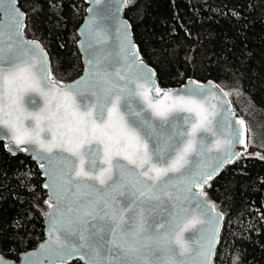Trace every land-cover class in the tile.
<instances>
[{"label": "snow or ice", "instance_id": "obj_1", "mask_svg": "<svg viewBox=\"0 0 264 264\" xmlns=\"http://www.w3.org/2000/svg\"><path fill=\"white\" fill-rule=\"evenodd\" d=\"M15 4L0 0L12 17L7 32L0 30V139L8 137L9 150L36 145L50 154L51 184L45 187H52L56 203L49 214V264H64L81 248L88 249L87 264H213L222 216L204 204L212 213L205 219V212L188 210L189 201L205 196L204 185L238 155L230 149L233 141L245 144L244 120L236 121L231 139L215 142L217 151L225 146L223 159L195 163L191 158L203 155L197 133L211 131L218 115L203 86L187 94L162 91L127 28L122 51L142 75L110 71L108 58L93 54L89 78L62 85L40 45L23 40V14ZM177 120L183 121L179 127ZM69 160L71 167H64ZM205 224L211 225L207 231ZM192 231L202 234L186 239ZM0 264L15 262L0 255Z\"/></svg>", "mask_w": 264, "mask_h": 264}, {"label": "trees", "instance_id": "obj_2", "mask_svg": "<svg viewBox=\"0 0 264 264\" xmlns=\"http://www.w3.org/2000/svg\"><path fill=\"white\" fill-rule=\"evenodd\" d=\"M19 3L27 13L26 33L50 54L54 78L78 77L83 64L77 30L85 1ZM124 15L161 86L190 77L215 80L245 121L250 153L203 191L225 213L215 263L264 264V0H129ZM47 209L36 162L11 155L0 142V252L18 258L37 246L45 236Z\"/></svg>", "mask_w": 264, "mask_h": 264}, {"label": "water", "instance_id": "obj_3", "mask_svg": "<svg viewBox=\"0 0 264 264\" xmlns=\"http://www.w3.org/2000/svg\"><path fill=\"white\" fill-rule=\"evenodd\" d=\"M86 3V13L85 16L80 23L77 34L79 37L77 46L79 53L81 55L83 70L81 74L73 80L63 81L60 79L54 78L52 72V64L51 57L44 46V44L38 38H34L29 36L26 33L27 27V13L21 7L19 0H16L15 7L19 9V12L23 14V24L24 27L21 30V35L24 41L28 42H36L40 45L43 51L47 54L46 60L51 69L52 77L62 85L72 84L73 82L80 80L82 77L87 80L89 78V59L92 58L93 54H97L99 56H106L111 63L112 67L110 71L119 70L122 75L126 77H135V75H142L140 70L135 66L129 67V61L125 59V52L122 51V42L124 40V31L127 28L128 38L131 40L132 45H134V50L138 52L139 60L143 62L144 65L147 66V69H150L155 73L153 79L156 84L161 88L162 91L171 90L175 94H187L186 89H194L197 85L203 86L205 89V99L207 105H215V111L218 115L213 120L212 130L211 131H201L197 133V139L202 140V145L198 148V152H202L203 155H195L191 159L195 163H201L212 166L215 163H218L225 156V146H221L220 150L217 151L215 148V142L219 140L231 139L233 130L238 128L239 125L236 121L241 120L238 113L236 112L232 100L226 90L215 80H199L197 78H187L186 81L178 86L174 87H165L161 86L157 79L156 69L150 65L142 56L140 47L135 40L133 27L128 18L124 15V8L126 7L129 0H84ZM12 23V17L7 16L5 14V9L0 8V30L7 32L9 24ZM6 39V37H5ZM25 47H31L30 44L25 45ZM132 87V85H130ZM227 93V95H225ZM37 101L41 103L42 100L40 97H36ZM31 107H29V111H32ZM231 113V115H229ZM179 117L188 116V113H177ZM243 120V119H242ZM245 122V121H244ZM26 124L34 123L30 121H25ZM174 124L179 127L183 124L182 120H177ZM246 126V123H245ZM184 127L187 128L188 125L184 124ZM247 128V126H246ZM245 144H238L233 141V147H231L230 151L232 153H238V155H233L231 157V163H223V165L218 169L217 173L212 177V179L216 178L220 175V173L229 165L232 164L237 158H239L243 154L250 153L249 143H248V131L245 132L244 136ZM0 142H3L6 151L13 156L17 155H26L31 157L33 161L38 165L42 177H43V188L46 191V201H50L48 204V209L44 214V223H45V236L44 239L38 243L37 246L32 247L28 250L23 251L18 258H12L7 255H4L0 252V255H3L6 259L12 260L15 264H49L50 257L48 256L47 246L50 240L54 239V235L50 236L49 228V214L53 212L52 205H55L56 201L53 197V189L52 187H45L46 184H51V176L52 169L49 166L48 153L41 152L36 145H21L17 147L16 145H11V150H9L6 145H8V137L5 136L3 139H0ZM26 149V150H25ZM211 149V151H209ZM63 155H67L66 153ZM54 164H59V158L54 159ZM43 165V167H42ZM66 168L71 167V161H67L64 165ZM45 172H49L50 175H45ZM210 181V180H209ZM208 181V183H209ZM207 183V184H208ZM205 184L204 187L207 185ZM193 191L195 193H199V188H194ZM203 203H200V202ZM197 204H200V207H197ZM204 204H207L209 208L212 205L215 206V212L220 213L222 219H220L218 224V242L215 243V255L217 248L220 243L222 231L225 224V213L219 209L214 202L209 200L205 194L203 197H193L189 201V211L193 213H200L201 211L206 213L205 219L208 215L212 213L208 212V208H204ZM204 230L207 231L211 228V225L205 224ZM202 233H197L195 231L185 232V238H195ZM76 241L74 240L73 243ZM45 247L42 248L41 246ZM88 252L87 248H81L78 252H74L70 257H68L64 264H70L75 261H79L82 264H87L88 256L86 253ZM215 255L213 256V264L215 263Z\"/></svg>", "mask_w": 264, "mask_h": 264}]
</instances>
